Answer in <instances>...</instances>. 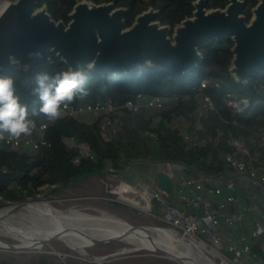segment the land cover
Returning <instances> with one entry per match:
<instances>
[{"label":"trees","instance_id":"trees-1","mask_svg":"<svg viewBox=\"0 0 264 264\" xmlns=\"http://www.w3.org/2000/svg\"><path fill=\"white\" fill-rule=\"evenodd\" d=\"M76 1L43 0L39 6L47 4L56 21L69 23L68 16ZM92 1L96 4L114 2L117 7H128L130 15L126 19V27L131 26L136 15L150 7L161 11L157 20L174 27L192 16L193 2L196 0ZM245 2L242 13L249 20L258 0ZM227 4L228 0H206L208 9L225 8ZM232 47L233 41L230 39L212 41L201 49L203 60L198 67L186 74L145 67L115 77L109 73L82 68L85 81L76 90L70 106L105 104L108 101L121 106L138 95L167 97L172 102L162 110L152 109L160 114L158 123L146 114L147 109L143 108L137 113L126 111L123 123L111 141L104 140L100 133L101 119L90 124L78 120L76 116L64 115L48 125L44 137L50 147L42 149L41 153L30 154L0 145V208L8 203H23L36 198L43 188L75 187L80 181L93 176H104L110 169L119 173L129 172L127 167L134 162H149L147 164L153 166L152 174L157 172L154 181L143 184L150 190H155L158 174L162 171L158 162L178 161L207 175L219 172L222 169L219 156L227 149V139L231 135L247 139L250 135L248 131L264 127V73L259 77L249 76L247 86L236 85L229 73ZM19 60L22 70L0 71V76L14 79L19 102L27 107L29 119L35 120L38 128L41 123H47V119L39 114L37 77L42 74L54 77L69 67L51 53L44 59L20 57ZM203 81L208 83L205 88L201 86ZM81 89L87 93L82 99ZM231 94L249 99L248 108H253L250 116H240L227 106L225 100ZM197 96L202 100L209 96L214 103V110H208L199 118L201 128L197 127L195 119L201 104ZM174 119H186L191 122V127L186 131L169 126ZM234 120L238 123L233 124ZM186 133L194 134L197 138H207L208 142L202 147L191 148L185 141ZM68 138L86 144L92 157L82 156L78 150L70 148L65 142ZM78 157L80 161L77 164L75 160ZM210 157L213 159L208 163Z\"/></svg>","mask_w":264,"mask_h":264},{"label":"water","instance_id":"water-1","mask_svg":"<svg viewBox=\"0 0 264 264\" xmlns=\"http://www.w3.org/2000/svg\"><path fill=\"white\" fill-rule=\"evenodd\" d=\"M42 1L6 0L0 6L1 72L22 70L20 57L44 59L51 53L73 71L87 68L118 77L139 68L155 67L186 74L203 60L204 46L214 40L230 39L233 57L229 73L236 85L247 86L249 76L264 73V0H258L249 20L242 13L245 0H228L225 8L217 9L206 8V0H196L192 16L174 27L157 20L161 11L153 7L136 15L131 26L126 27L128 7H117L114 2L96 4L92 0H77L68 16L69 23H65L53 18L47 4L39 6ZM170 185V179L160 172L158 187L169 190ZM60 188L54 186L44 196ZM38 199L8 203L0 210L11 205L21 209ZM190 250L197 262L207 264L206 257Z\"/></svg>","mask_w":264,"mask_h":264},{"label":"built area","instance_id":"built-area-1","mask_svg":"<svg viewBox=\"0 0 264 264\" xmlns=\"http://www.w3.org/2000/svg\"><path fill=\"white\" fill-rule=\"evenodd\" d=\"M207 84L203 81L202 88ZM241 98L242 95L231 94L225 102L236 112L232 105ZM170 101L162 96L138 95L121 106L108 101L81 107L68 105L64 111L65 115L76 117L95 115L101 119L99 128L103 139L111 141L122 125L126 111L162 110ZM200 108L205 113L214 110L209 96L203 98L198 110ZM252 110L247 108L239 115L248 117ZM237 123V120L233 121V124ZM39 127L32 136H21L19 140L8 139L5 134L0 145L30 154L41 153L42 149L50 147V143L44 137L45 131L40 132ZM248 132L247 139L232 135L227 139V149L219 156L222 169L215 174L197 172L178 161L158 162L161 172L171 181L169 190L160 189L158 184L155 190H150L142 183H130L123 178V173L110 169V180L115 184H111L110 197L105 200L126 205L140 215L157 220L162 228L177 238L180 235L214 264H264V127ZM184 138L191 148L202 147L208 142L207 138H197L190 133ZM65 142L82 156L92 157L86 144L73 138L65 139ZM79 161L80 157L75 160L77 164ZM118 254L94 258L95 264H107Z\"/></svg>","mask_w":264,"mask_h":264},{"label":"rangeland","instance_id":"rangeland-1","mask_svg":"<svg viewBox=\"0 0 264 264\" xmlns=\"http://www.w3.org/2000/svg\"><path fill=\"white\" fill-rule=\"evenodd\" d=\"M5 1L6 0H0V6ZM196 98L200 102L202 101L200 96H197ZM171 102L172 101H170L166 107H168ZM145 112L148 116H152L155 123H158L160 120V114L158 112L153 111L152 109H147ZM205 112L204 109L200 108L196 113L195 119L197 120L198 128H201L199 118L205 115ZM77 119L91 124L97 120V117L92 114H83L77 116ZM190 123L191 122L186 119H174L169 126L179 127L180 129L187 131V129L191 127ZM69 144L70 143L67 142V145ZM152 168L153 166L151 164L145 162L130 165L129 172H124L123 178L127 181H135V183L139 182L147 185V183L155 180L154 176L157 172L155 173L154 171L152 174ZM110 179V173H106L104 176H93L86 181H80L75 187H69L67 189L60 188L46 197L44 194L48 188H43L42 192L37 197L46 198V200L55 208H58V210L61 211H69L75 208L81 212L91 213L93 215H100L102 211H105L115 217H119L123 221H128L127 223L131 226H150V230H162L158 228V226L162 227V224L157 220L145 215H140L137 211L130 209L126 205L112 204L109 200H105L106 197H110V192L112 190L111 184H115ZM94 197L97 198V200ZM13 223L20 227H34L32 221L24 216L16 217L13 220ZM41 228L50 229L47 227ZM0 238L4 239L9 246H24L22 248L23 251L21 252L15 251L18 249L0 247V264H95V257H103L114 253L119 254L110 259V262L107 264H180L177 261L170 259L169 256L158 253V250H150L148 248L139 251L121 253L124 250H134L136 247L119 241L93 246V239L92 243L86 245L88 253L83 254L74 250L73 246L68 245L60 237V240L57 238V240H53L40 249H37L35 246H26L15 239L3 238V236H0ZM0 241L2 242V240ZM164 252L169 254L168 251Z\"/></svg>","mask_w":264,"mask_h":264},{"label":"bare ground","instance_id":"bare-ground-1","mask_svg":"<svg viewBox=\"0 0 264 264\" xmlns=\"http://www.w3.org/2000/svg\"><path fill=\"white\" fill-rule=\"evenodd\" d=\"M18 216L30 219L34 227L27 228L15 225L13 220ZM0 236L15 239L29 247L35 246L37 249L43 248L60 237L68 245L73 246L74 250L83 254L88 253L86 245L92 243L93 239V246L119 241L136 247L134 250H124L121 253L148 248L158 250V253L167 255L180 264H201L197 262L190 250L191 248L197 250V248L192 244L191 246L186 245L171 231L150 230V226H131L126 221L105 211H102L100 215L84 213L75 208L69 211H61L55 208L46 198H39L35 202L27 203L21 209H17L12 205L1 209ZM0 240H2V242L0 241L1 248L23 251L24 246H9L4 239L0 238ZM164 251H168L169 254ZM206 260L207 264H214L209 259Z\"/></svg>","mask_w":264,"mask_h":264},{"label":"clouds","instance_id":"clouds-1","mask_svg":"<svg viewBox=\"0 0 264 264\" xmlns=\"http://www.w3.org/2000/svg\"><path fill=\"white\" fill-rule=\"evenodd\" d=\"M12 62L18 63L15 60ZM84 81L83 72L73 71L71 68L57 73L54 77H49L47 74L37 77L36 94L40 101L39 114L47 119V123L40 124V132L45 131L49 124L65 115L64 110L73 102L76 90ZM14 84L12 77L0 76V141L5 140V134L8 139L15 140H19L21 136L30 137L37 129L36 121L29 119L27 107L19 102ZM81 92L83 93L82 89ZM83 95L87 93H83L81 99ZM232 107L237 113L243 114L249 107V99L243 97Z\"/></svg>","mask_w":264,"mask_h":264},{"label":"crops","instance_id":"crops-1","mask_svg":"<svg viewBox=\"0 0 264 264\" xmlns=\"http://www.w3.org/2000/svg\"><path fill=\"white\" fill-rule=\"evenodd\" d=\"M157 184H158V182L156 183V185H157ZM156 185H155V186H156ZM155 186H154V187H155ZM155 188H156V187H155Z\"/></svg>","mask_w":264,"mask_h":264}]
</instances>
